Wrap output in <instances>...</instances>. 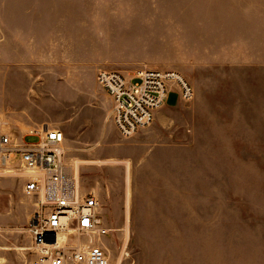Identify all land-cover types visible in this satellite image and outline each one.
<instances>
[{
  "label": "rangeland",
  "instance_id": "1",
  "mask_svg": "<svg viewBox=\"0 0 264 264\" xmlns=\"http://www.w3.org/2000/svg\"><path fill=\"white\" fill-rule=\"evenodd\" d=\"M25 8L51 14V33L0 48V60H19L6 75L33 89L42 118L66 123V158L102 204L115 264H264V0ZM102 70L173 72L193 95L172 87L154 121L124 137ZM35 203L18 178H0V264H29Z\"/></svg>",
  "mask_w": 264,
  "mask_h": 264
},
{
  "label": "built area",
  "instance_id": "2",
  "mask_svg": "<svg viewBox=\"0 0 264 264\" xmlns=\"http://www.w3.org/2000/svg\"><path fill=\"white\" fill-rule=\"evenodd\" d=\"M97 83L113 102L111 116L119 133L130 137L149 126L178 88L190 99L192 88L173 72L144 70L136 75L99 71ZM27 143L6 131L0 119V178L19 179L22 192L36 197L30 217L29 264H115L106 243L102 204L80 187L77 167L66 158L67 134L59 129L32 131Z\"/></svg>",
  "mask_w": 264,
  "mask_h": 264
},
{
  "label": "crops",
  "instance_id": "3",
  "mask_svg": "<svg viewBox=\"0 0 264 264\" xmlns=\"http://www.w3.org/2000/svg\"><path fill=\"white\" fill-rule=\"evenodd\" d=\"M25 3L26 0H0V48L21 47L33 36L37 35V38L51 33V31L46 30L45 25L48 21L47 18H51L52 15L43 17L40 12L27 10ZM18 61L13 57H7L5 53L0 60L3 72L0 76V119L4 123L6 131L21 141H25L27 136L38 137L32 131L40 132L45 128L48 130L59 129L66 133L64 128L66 123L59 125L53 119L42 118L41 109H33L34 99L30 100L32 103L27 102V98L31 96L32 88H25V90L22 83L11 79L9 74L6 75V73L14 71L9 66L18 65ZM25 70L27 69L25 68ZM16 103H22L25 106L17 109L18 104Z\"/></svg>",
  "mask_w": 264,
  "mask_h": 264
}]
</instances>
